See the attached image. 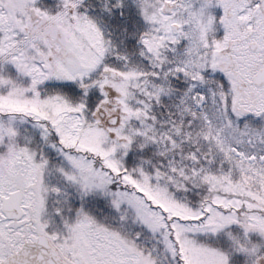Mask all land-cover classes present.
Segmentation results:
<instances>
[{
    "label": "snow or ice",
    "instance_id": "6c2138e0",
    "mask_svg": "<svg viewBox=\"0 0 264 264\" xmlns=\"http://www.w3.org/2000/svg\"><path fill=\"white\" fill-rule=\"evenodd\" d=\"M0 264H264V0H0Z\"/></svg>",
    "mask_w": 264,
    "mask_h": 264
}]
</instances>
